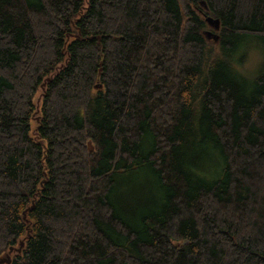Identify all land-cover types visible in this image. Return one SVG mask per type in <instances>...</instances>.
<instances>
[{"label": "trees", "instance_id": "obj_1", "mask_svg": "<svg viewBox=\"0 0 264 264\" xmlns=\"http://www.w3.org/2000/svg\"><path fill=\"white\" fill-rule=\"evenodd\" d=\"M250 41L264 49V0H0L3 264H264ZM137 170L159 202L131 219Z\"/></svg>", "mask_w": 264, "mask_h": 264}, {"label": "rangeland", "instance_id": "obj_2", "mask_svg": "<svg viewBox=\"0 0 264 264\" xmlns=\"http://www.w3.org/2000/svg\"><path fill=\"white\" fill-rule=\"evenodd\" d=\"M213 26L215 27V25ZM214 35L215 34L209 37L210 41H216L215 39H218L214 37ZM248 48L247 58L241 63V66L245 72L250 73V76H255L264 61V49L263 45L257 42H248V44L239 50L236 55V63L238 66L241 60L245 58ZM250 80L251 79L248 78L249 82ZM203 158L202 167L204 170L210 171L212 175H215L214 177L218 176L221 173L222 167L219 155L215 151H209L204 154ZM121 182H123L124 185L120 191L121 195L118 198L123 203L127 204L131 219L135 218L141 211H148L156 208L159 202L158 196L160 191L156 187L153 177L147 171L137 170L135 173H126L122 176Z\"/></svg>", "mask_w": 264, "mask_h": 264}, {"label": "water", "instance_id": "obj_3", "mask_svg": "<svg viewBox=\"0 0 264 264\" xmlns=\"http://www.w3.org/2000/svg\"><path fill=\"white\" fill-rule=\"evenodd\" d=\"M208 20H209V22L211 23V24H213V25H215V28H217V29H219L220 28V21L218 20V19H215V18H213V17H208ZM215 37L216 38H218V35L217 34H215ZM48 79V78H47ZM46 84V82H44L43 83V88H44V85ZM39 99H41V98H39ZM38 107H39V105H38ZM24 245V243L22 242V245H21V247H18L17 248V250L18 251H21V248H22V246ZM11 262V256H10V254H8V258H1L0 259V264H3V263H10Z\"/></svg>", "mask_w": 264, "mask_h": 264}, {"label": "bare ground", "instance_id": "obj_4", "mask_svg": "<svg viewBox=\"0 0 264 264\" xmlns=\"http://www.w3.org/2000/svg\"><path fill=\"white\" fill-rule=\"evenodd\" d=\"M8 79V78H7ZM220 236V235H219Z\"/></svg>", "mask_w": 264, "mask_h": 264}]
</instances>
